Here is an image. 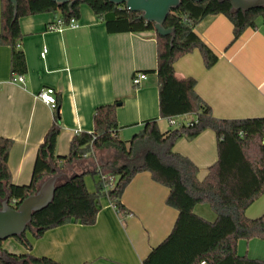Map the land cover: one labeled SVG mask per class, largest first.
I'll return each mask as SVG.
<instances>
[{
  "label": "crops",
  "instance_id": "1",
  "mask_svg": "<svg viewBox=\"0 0 264 264\" xmlns=\"http://www.w3.org/2000/svg\"><path fill=\"white\" fill-rule=\"evenodd\" d=\"M58 15L56 11L19 19V48L26 64L22 83L12 82L13 77L20 75L10 71V47L0 44V137L12 141L7 166L11 182L19 186L30 183L38 147L55 123L60 128L55 155L66 156L75 135L93 131V113L100 106L115 105L118 136L124 141L149 120L156 119L163 133L177 123L196 119L195 115H186L169 121L159 116L154 32L108 33L85 4L79 5L77 28L49 30ZM194 31L217 56V62L205 68L200 52L194 50L174 63L176 77L196 81V94L217 119L264 118L262 22L235 41L232 24L223 15L204 19ZM136 73L146 74V79L133 86ZM46 88L55 91L57 107L53 110L37 98ZM173 150L197 166L199 180L217 160L216 137L210 130L192 140H178ZM114 155L113 150L105 149L91 158L73 161L57 170V183L104 164ZM84 180L87 190L93 192L98 177L87 175ZM167 195L168 189L154 182L149 172L138 173L120 199L125 213H119L104 197L92 226L70 222L49 229L38 238L27 232L31 254L62 264H143L176 221L177 211L165 204ZM256 203L259 204L253 206ZM250 207L245 216L258 218L264 212V195ZM194 213L209 222L216 218L207 205H197ZM2 248L7 252H26L21 243L11 239ZM236 249L241 257L264 259L262 240H239Z\"/></svg>",
  "mask_w": 264,
  "mask_h": 264
},
{
  "label": "trees",
  "instance_id": "2",
  "mask_svg": "<svg viewBox=\"0 0 264 264\" xmlns=\"http://www.w3.org/2000/svg\"><path fill=\"white\" fill-rule=\"evenodd\" d=\"M16 16L8 0H1L0 44L10 47V71L15 75L26 73L25 58L19 48L21 33L19 19L29 15L59 11L58 18L67 23L77 19L79 5H87L104 23L111 34L154 32L156 38L155 69L158 80L159 116L171 121L176 117L195 115L191 123H177L173 129L161 133L157 120H149L130 140L118 136L115 105L95 109L93 131L75 135L66 156H56V140L60 133L53 124L38 147L28 185L11 182L7 161L12 141L0 137V207L8 201L12 207L35 193L39 183L57 173L73 161L93 157L98 151L111 149L112 160L91 170L71 176L59 183L51 203L33 214L26 232L13 239L21 243L24 253L7 252L2 248L4 260L0 264H62L51 258L31 254L33 238L45 231L77 222L83 226L95 224L99 201L107 198L119 212L125 213L121 196L133 177L149 172L154 182L166 187L165 204L177 211V218L169 235L143 260V264H264V259H249L237 254V242L259 239L264 241V212L255 219L245 211L264 195V118L225 120L213 117L210 107L195 92L196 81L180 79L174 72V63L183 56L198 50L205 68L217 62V56L196 35L195 27L206 18L223 15L232 24L233 41L244 31L255 29L258 21L264 26V8L247 12L232 11L226 1L181 0L180 6L170 13L165 28L174 32L161 37L152 23L139 19V14L106 0H84L76 3L69 12L66 5L57 7L50 0H16ZM210 130L216 137L217 160L203 180H199L197 166L187 157L174 152L175 143L185 138L192 140ZM92 151V153H90ZM97 176L93 192L87 190L85 177ZM111 178L113 187L108 188ZM197 205H207L215 214L213 222L194 213Z\"/></svg>",
  "mask_w": 264,
  "mask_h": 264
},
{
  "label": "water",
  "instance_id": "3",
  "mask_svg": "<svg viewBox=\"0 0 264 264\" xmlns=\"http://www.w3.org/2000/svg\"><path fill=\"white\" fill-rule=\"evenodd\" d=\"M13 8V14L16 16V0H8ZM57 7L66 5L69 12L76 3L84 0H50ZM115 5H124L125 9L139 14V19L152 23L154 31L161 37L170 36L171 41L174 38V32L171 28H165L164 22L167 16L176 10L181 0H106ZM196 3L202 0H192ZM229 2L232 11L247 12L254 9L264 8V0H218ZM59 176L57 174L44 178L38 185L34 194L26 197L19 202L18 206L12 207L7 199L2 201L0 207V242L7 239L20 237L30 226L33 214L46 208L52 201L54 192L58 187ZM0 260H4V253L0 249Z\"/></svg>",
  "mask_w": 264,
  "mask_h": 264
},
{
  "label": "built area",
  "instance_id": "4",
  "mask_svg": "<svg viewBox=\"0 0 264 264\" xmlns=\"http://www.w3.org/2000/svg\"><path fill=\"white\" fill-rule=\"evenodd\" d=\"M79 26L78 22L76 19L71 18L67 23H64L62 19L56 18L55 23L52 24L48 29L49 30H57L61 31L64 28H77ZM45 50L42 53V56L45 54ZM146 79V74L143 73H136L132 77V85L133 86H138L141 81ZM13 83H22L23 82V76H16L12 78ZM37 98L44 102L46 105H48L52 110L57 107V100L55 97V91L52 88H46L41 90ZM191 123V122H190ZM170 125H172V122H169ZM78 135V134H77ZM92 153V151L90 152ZM87 154L83 156V158H87ZM115 180L111 178V183L108 185V188H112Z\"/></svg>",
  "mask_w": 264,
  "mask_h": 264
},
{
  "label": "rangeland",
  "instance_id": "5",
  "mask_svg": "<svg viewBox=\"0 0 264 264\" xmlns=\"http://www.w3.org/2000/svg\"><path fill=\"white\" fill-rule=\"evenodd\" d=\"M258 23H261V21H259ZM89 178H91V175H89ZM89 182H91V181H89ZM255 202H256V201H255ZM255 202H254V203H255ZM254 203H253V204H254ZM257 204H259V203H256V205H253V206H257ZM248 208H249V207H248ZM248 208H247V209H248ZM250 208H252V207H250ZM247 209H246V210H247ZM262 213H263V212H262ZM261 215H262V214H260V216H261ZM258 217H259V216H258ZM10 239H11V240H14L13 238H10ZM10 239H8V240H10Z\"/></svg>",
  "mask_w": 264,
  "mask_h": 264
}]
</instances>
